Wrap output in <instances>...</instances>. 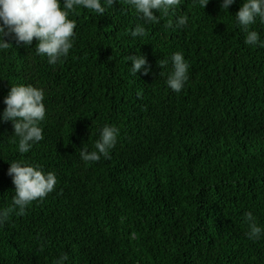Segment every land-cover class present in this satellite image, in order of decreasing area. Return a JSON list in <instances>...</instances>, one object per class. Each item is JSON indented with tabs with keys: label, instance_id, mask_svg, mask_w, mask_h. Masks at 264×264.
<instances>
[{
	"label": "trees",
	"instance_id": "16d2710c",
	"mask_svg": "<svg viewBox=\"0 0 264 264\" xmlns=\"http://www.w3.org/2000/svg\"><path fill=\"white\" fill-rule=\"evenodd\" d=\"M221 0L205 9L181 0L144 24L123 0L98 16L78 9L67 58L49 65L30 46L0 52V113L12 85L44 91V139L18 152L10 121L0 122V209L15 194L10 163L39 165L54 190L0 226V264H264V237L248 239L244 213L264 228V47ZM178 15L188 26L166 27ZM143 24L146 35L130 33ZM250 30L264 41V25ZM182 53L188 81L166 85L170 56ZM150 72L131 74L127 57ZM169 60L161 68L159 62ZM160 73H162L160 75ZM119 129L110 158L85 163L99 130ZM15 141V142H14Z\"/></svg>",
	"mask_w": 264,
	"mask_h": 264
},
{
	"label": "clouds",
	"instance_id": "9594fccd",
	"mask_svg": "<svg viewBox=\"0 0 264 264\" xmlns=\"http://www.w3.org/2000/svg\"><path fill=\"white\" fill-rule=\"evenodd\" d=\"M236 0H221L220 9L228 12L229 6ZM114 3L120 0H0V52H6L12 44L5 37L12 36L17 46H30L33 39L37 41L35 53L46 57L49 65H55L68 57L75 40L74 29L76 22L69 19L78 9L102 16ZM144 24H157L160 17L153 10L167 16L170 10H175L181 0H123ZM209 0H193L194 5L205 9ZM239 29L246 33L245 45L264 47V41L251 26L257 23L264 25V0H244L239 11L232 16ZM188 17L178 15L169 21L166 27L177 29L188 26ZM133 38L143 37L146 30L143 24H137L131 31ZM171 71L166 85L174 93L179 94L188 81L189 65L182 53L175 52L170 56ZM131 62L130 72L134 76L138 72L146 75L151 68L146 57L140 54L127 57ZM169 60L159 62L161 68ZM162 73H160L161 75ZM44 91L31 85H12L3 103L6 107L0 113V122L10 121L13 125L12 137L18 140V152L28 153L33 145L44 139L43 129L39 126L45 118ZM119 129L105 125L99 130V138L94 142L93 150L86 147L80 150V159L87 163L98 162L101 157L110 158V150L114 148ZM15 142V141H14ZM14 185L15 194L11 198V205L0 209V226L4 225L13 212L16 215L25 214L26 207L37 200H42L54 190L56 176L53 172H44L39 165H30L24 161H13L7 170ZM244 222L248 231L246 235L252 241L264 237V228L258 225L256 217L251 211L244 213ZM67 259L60 257L56 264H62Z\"/></svg>",
	"mask_w": 264,
	"mask_h": 264
}]
</instances>
